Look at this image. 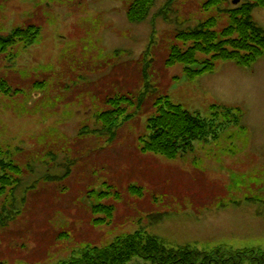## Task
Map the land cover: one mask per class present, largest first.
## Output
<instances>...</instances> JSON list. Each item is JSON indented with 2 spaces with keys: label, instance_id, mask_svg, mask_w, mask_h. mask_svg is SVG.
I'll use <instances>...</instances> for the list:
<instances>
[{
  "label": "rangeland",
  "instance_id": "374dc122",
  "mask_svg": "<svg viewBox=\"0 0 264 264\" xmlns=\"http://www.w3.org/2000/svg\"><path fill=\"white\" fill-rule=\"evenodd\" d=\"M169 1L157 0L137 25L127 20L126 0H0V36L40 30L34 45L0 52V79L21 91L0 94V159L9 163L10 155L24 181L16 190L0 182V216L12 215L0 222V264H58L137 231L168 248L220 249L226 259L239 250L264 252V59L252 66L219 61L194 77L181 64L165 66L181 31L211 18L224 28L221 10L246 0L210 9L206 0H179L160 13ZM253 18L264 29V9ZM39 82L46 85L36 91ZM119 94L137 105L145 94L144 109L132 106L114 142L91 136L95 114ZM166 96L204 120L214 107L239 109L241 124L178 160L142 153L152 105ZM74 159L66 181L47 180L61 178L60 168ZM134 185L143 195L130 193ZM108 187L117 210L97 226L102 217L92 214L90 193Z\"/></svg>",
  "mask_w": 264,
  "mask_h": 264
},
{
  "label": "trees",
  "instance_id": "16d2710c",
  "mask_svg": "<svg viewBox=\"0 0 264 264\" xmlns=\"http://www.w3.org/2000/svg\"><path fill=\"white\" fill-rule=\"evenodd\" d=\"M177 1L179 0H170L160 13L168 12L170 10L168 8ZM226 1L206 0L203 7L210 9ZM126 3L129 22L139 25L148 20L157 0H126ZM262 8H264V0H248L240 5V8H229L226 13L225 10H221L229 19V25L224 28H217V19L211 18L199 23L195 28L184 29L176 36L178 44L171 48L165 66L174 67L175 64H181L185 68V74L194 77L214 70L219 61L252 66L258 60L264 59V29L253 18V12ZM39 34V28L15 29L8 36L0 37V52L4 53L18 43L23 44L22 48L32 46L39 39ZM8 60L11 58L8 57ZM149 68L148 66L146 72L144 71V75L148 77ZM70 82L74 85L72 81ZM147 83L152 82L147 81ZM45 85V82H39L34 85V88L39 91ZM20 92L14 91L5 80L0 79V94L3 97L18 96ZM145 96L142 94L139 97L138 105L133 101L135 97L131 95L130 97L121 94L115 97L109 96L106 101L108 109L95 114L99 125L90 132V135L101 139L108 137L109 143L114 142L124 124L134 116V113L129 114V111L133 109L132 106L138 113L142 112L147 100ZM152 106L154 114L147 121L148 136L144 135L141 139V152L160 155L171 160H178L183 155L189 154L193 151L194 144L200 141L218 140L229 126L241 124L239 109L214 107L215 112L212 113L211 120H204L200 116L197 117L185 111L180 104H175L167 96L158 98ZM122 117L125 119L118 125ZM83 135L85 130L81 129L80 136L83 137ZM9 158L12 163L0 159V182L16 190L24 182L23 175L12 157L5 156V160ZM77 164L75 159L70 161L65 168H62L64 174L61 178L55 175L52 178L48 177L47 180L55 182L65 179L66 181L72 176L70 167H76ZM36 187V184L32 182L28 193ZM110 188L102 189L100 193L95 191L90 193L92 201L97 203L91 205L92 214L102 217L94 221L97 226L114 220L113 214L117 209L114 204L109 203L114 196H117L111 194ZM129 191L133 196L143 195L142 188L136 185ZM117 194L119 197V193ZM11 216H0V222L10 219ZM223 255L220 249L209 253L189 245L168 248L157 237L137 231L134 234L117 237L113 243L103 248L95 246L81 250L78 255L70 257L67 261H59L58 264H127L132 260H140L138 264L149 263V261L153 264H245L247 259L250 260V264H264V252L257 253L256 250H239L227 259Z\"/></svg>",
  "mask_w": 264,
  "mask_h": 264
},
{
  "label": "water",
  "instance_id": "95a60500",
  "mask_svg": "<svg viewBox=\"0 0 264 264\" xmlns=\"http://www.w3.org/2000/svg\"><path fill=\"white\" fill-rule=\"evenodd\" d=\"M237 2H238V1H237ZM237 2H236V3H237Z\"/></svg>",
  "mask_w": 264,
  "mask_h": 264
}]
</instances>
